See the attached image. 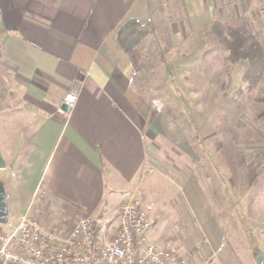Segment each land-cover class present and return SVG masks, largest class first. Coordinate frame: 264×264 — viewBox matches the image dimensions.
Returning a JSON list of instances; mask_svg holds the SVG:
<instances>
[{"label": "crops", "instance_id": "obj_1", "mask_svg": "<svg viewBox=\"0 0 264 264\" xmlns=\"http://www.w3.org/2000/svg\"><path fill=\"white\" fill-rule=\"evenodd\" d=\"M153 4V0H0V65L15 84L13 88L6 79L9 84L0 106V113L8 117L0 134L6 163L0 180L11 224L29 212L45 226L64 232L100 205L115 200L119 204L126 193L134 192L144 202L152 199L144 189L155 187L148 178L156 182L159 175L146 166L148 149L161 138L176 141L177 123L142 87L149 48L125 50L118 32L130 20L152 22ZM181 4L193 32L211 21L215 0ZM180 27L185 28L184 23L174 24L177 34ZM151 35L158 43L160 28ZM77 83L82 84L80 97L65 112L64 97ZM24 126L34 134L27 151ZM2 174L9 177L8 184ZM182 187L200 219L208 221L207 241L218 251L224 236L206 214L198 187L187 180ZM5 228L0 223V234ZM153 232L154 228L148 231L149 237L158 240Z\"/></svg>", "mask_w": 264, "mask_h": 264}, {"label": "rangeland", "instance_id": "obj_2", "mask_svg": "<svg viewBox=\"0 0 264 264\" xmlns=\"http://www.w3.org/2000/svg\"><path fill=\"white\" fill-rule=\"evenodd\" d=\"M153 3L150 34L137 47L150 51L144 55L149 59L144 61L142 87L177 128L176 141L161 138L148 149L146 166L159 175L156 182L148 178L155 187L144 189L152 198L145 203L153 204L157 219L151 236L176 246L190 264H256L255 254L264 252V78L249 90L243 80L246 62L228 71L206 33L213 24L223 33L236 28L255 34L264 48V0H215L211 21L194 32L182 0ZM178 22L185 25L179 34L174 29ZM158 28L162 35L157 43L151 34ZM170 65L175 66L173 71ZM195 71L201 74L193 77ZM6 79L11 82L0 65V106L9 84ZM11 85L15 87L13 81ZM233 96L241 99L243 109L227 136L219 131L222 116L216 113ZM7 118L0 113V134ZM217 141L225 143L228 156L217 149ZM1 177L9 183L6 174ZM186 180L198 187L206 214L224 236L216 252L205 234L208 221L200 219L185 195ZM117 202L100 205L88 215L113 213ZM9 223L3 224L4 230Z\"/></svg>", "mask_w": 264, "mask_h": 264}, {"label": "built area", "instance_id": "obj_3", "mask_svg": "<svg viewBox=\"0 0 264 264\" xmlns=\"http://www.w3.org/2000/svg\"><path fill=\"white\" fill-rule=\"evenodd\" d=\"M81 89V83L74 85L63 103L72 109ZM153 211V204L129 192L113 213L80 217L64 232L26 212L2 231L0 259L2 264H190L176 246L149 238L157 223Z\"/></svg>", "mask_w": 264, "mask_h": 264}, {"label": "trees", "instance_id": "obj_4", "mask_svg": "<svg viewBox=\"0 0 264 264\" xmlns=\"http://www.w3.org/2000/svg\"><path fill=\"white\" fill-rule=\"evenodd\" d=\"M151 28V22L143 25L135 20L127 21L119 29V42L125 50L132 51L150 34ZM206 34L217 52L220 65H224L228 71H232L234 66L239 62H246L243 71V80L248 84L249 90L255 89L264 78V48L256 35L242 32L236 28L231 29L228 33H223L216 24H213L211 32ZM200 74L201 72L196 73L195 71L193 77ZM243 92L241 90L239 94L241 95ZM217 94V91H214L210 95L215 97ZM242 109L243 103L237 96L230 97L223 103L222 107L216 113V115L222 116V123L219 128L221 133L227 136L231 135L232 125L239 117ZM22 129L26 133L25 150L27 151L34 134L32 133L33 130L28 126H24ZM216 147L220 153L228 156L225 143L217 141ZM231 157L232 154L230 153L229 158Z\"/></svg>", "mask_w": 264, "mask_h": 264}, {"label": "water", "instance_id": "obj_5", "mask_svg": "<svg viewBox=\"0 0 264 264\" xmlns=\"http://www.w3.org/2000/svg\"><path fill=\"white\" fill-rule=\"evenodd\" d=\"M61 109L65 112H70L71 107L67 104L63 103L61 105ZM6 166V163L2 157L1 151H0V168H3ZM9 220V205H8V197L6 193V189L4 186V182L0 180V223L6 224ZM256 264H264V252L259 251L254 256Z\"/></svg>", "mask_w": 264, "mask_h": 264}]
</instances>
